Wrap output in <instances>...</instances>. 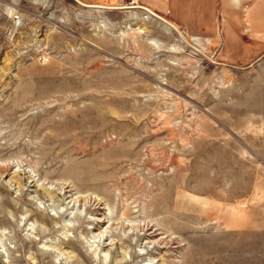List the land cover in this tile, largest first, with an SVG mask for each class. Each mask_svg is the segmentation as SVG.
<instances>
[{
    "label": "rangeland",
    "instance_id": "374dc122",
    "mask_svg": "<svg viewBox=\"0 0 264 264\" xmlns=\"http://www.w3.org/2000/svg\"><path fill=\"white\" fill-rule=\"evenodd\" d=\"M80 1L0 0V264H264V66Z\"/></svg>",
    "mask_w": 264,
    "mask_h": 264
},
{
    "label": "crops",
    "instance_id": "0c3cea01",
    "mask_svg": "<svg viewBox=\"0 0 264 264\" xmlns=\"http://www.w3.org/2000/svg\"><path fill=\"white\" fill-rule=\"evenodd\" d=\"M139 5L180 29L204 37L207 45L217 46L216 51L228 63L251 69L264 66V0H139ZM261 75L264 78V72ZM251 122L252 137L246 140L253 148L259 142L257 155L264 157L263 102ZM240 136L243 141L244 134L237 128L238 140Z\"/></svg>",
    "mask_w": 264,
    "mask_h": 264
},
{
    "label": "water",
    "instance_id": "95a60500",
    "mask_svg": "<svg viewBox=\"0 0 264 264\" xmlns=\"http://www.w3.org/2000/svg\"><path fill=\"white\" fill-rule=\"evenodd\" d=\"M78 4L82 5V6H85V7H93V8H106V9H112V8H108V7H103V6H95V5H87V4H84L82 3L80 0H75ZM123 8H128V9H142L144 11H146L148 14H150L151 16L157 18L159 21H161L164 25L168 26L169 28H172L173 30L175 31H178L177 27L172 24L171 22H169L168 20L164 19L163 17L159 16L158 14L152 12L151 10L143 7V6H139V7H123ZM232 68H235V69H241V70H248L250 69L251 67H246V68H237V67H233L231 66Z\"/></svg>",
    "mask_w": 264,
    "mask_h": 264
},
{
    "label": "built area",
    "instance_id": "2783aa9c",
    "mask_svg": "<svg viewBox=\"0 0 264 264\" xmlns=\"http://www.w3.org/2000/svg\"><path fill=\"white\" fill-rule=\"evenodd\" d=\"M125 1L126 0H120V3L123 5L125 4ZM129 5L132 6V7H139V0H130L129 1Z\"/></svg>",
    "mask_w": 264,
    "mask_h": 264
},
{
    "label": "bare ground",
    "instance_id": "6f19581e",
    "mask_svg": "<svg viewBox=\"0 0 264 264\" xmlns=\"http://www.w3.org/2000/svg\"><path fill=\"white\" fill-rule=\"evenodd\" d=\"M99 10V9H98ZM101 10V9H100ZM147 15H149V16H151L150 14H147ZM152 17V16H151ZM107 23V22H106ZM104 24V23H103ZM103 26H105V25H103ZM107 27V26H106ZM166 28H168L169 30H172L173 31V29L172 28H169L168 26H165ZM183 41V40H182ZM150 43V42H149ZM187 43V42H186ZM187 45V44H186ZM155 48H156V46H155ZM175 49V48H174ZM193 51H195V50H193ZM197 51H195V53H196ZM198 53V52H197Z\"/></svg>",
    "mask_w": 264,
    "mask_h": 264
}]
</instances>
